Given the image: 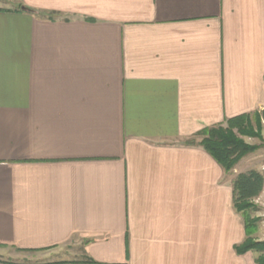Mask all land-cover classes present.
<instances>
[{
	"label": "crops",
	"instance_id": "0c3cea01",
	"mask_svg": "<svg viewBox=\"0 0 264 264\" xmlns=\"http://www.w3.org/2000/svg\"><path fill=\"white\" fill-rule=\"evenodd\" d=\"M263 111L264 0H0V264H257L197 144Z\"/></svg>",
	"mask_w": 264,
	"mask_h": 264
},
{
	"label": "trees",
	"instance_id": "16d2710c",
	"mask_svg": "<svg viewBox=\"0 0 264 264\" xmlns=\"http://www.w3.org/2000/svg\"><path fill=\"white\" fill-rule=\"evenodd\" d=\"M23 10L27 11L28 9L23 8ZM260 116L264 119V111ZM247 117L248 114L233 117L227 121V127L219 125L206 128L198 134L202 140L197 145L209 153L226 173H230L243 157L257 149L239 137L247 133L248 126L244 120ZM234 130H237L238 134H235ZM195 144V142H189V145ZM263 188L264 175L262 173L250 170L237 175L233 180V202L237 212L244 215L246 210L251 208V200L259 197ZM250 229L251 224L247 220L246 232L248 237L241 245L236 246L235 249L238 254L260 251L258 250L260 244L249 236ZM257 264H264V258L258 257Z\"/></svg>",
	"mask_w": 264,
	"mask_h": 264
},
{
	"label": "rangeland",
	"instance_id": "374dc122",
	"mask_svg": "<svg viewBox=\"0 0 264 264\" xmlns=\"http://www.w3.org/2000/svg\"><path fill=\"white\" fill-rule=\"evenodd\" d=\"M262 112H253L248 114V117L245 118L244 120H246L245 122L247 123V133L243 134L242 136H239L241 140H243L245 143H247L248 145H252L255 148H257L254 152L252 153H256L259 149L264 150V119L261 118L260 114ZM223 125V127H227V122L225 124H220ZM219 126V125H217ZM215 127V126H213ZM250 127V128H249ZM211 128V127H210ZM235 134L237 133V130H234ZM202 140V137H200ZM192 142H196L195 139L191 140ZM252 153H249L248 155H246L245 157H243L240 162L235 166V168L230 172L227 173V176H231V175H239L240 173L243 172H247L250 170H254V169H249L247 168V166L249 164L244 163L245 162V158L248 157L249 155H251ZM263 157V156H262ZM260 157V158H262ZM244 160V161H243ZM244 163V164H243ZM243 164V167L242 165ZM241 171L238 172V169ZM238 172V173H235ZM259 172V171H258ZM264 175V173H263ZM234 176V178L236 177ZM234 180V179H233ZM241 215L243 216V219H247L249 221V223L251 224V229L249 232V236L252 240L258 242V244H260V247L258 248V250L260 251H256L259 253V257L261 256V258H264V188L262 193L259 195V197L251 200V208L246 210V212L241 213ZM247 220H245V224L247 222ZM247 231V230H246ZM74 248H70V250H65L63 253L59 254V255H52V258L55 257H62V258H67V257H71L74 254L71 253V251ZM18 253H20L18 251ZM12 255H15L14 253H11ZM26 255L24 254H19V259L21 262H24L26 257H24ZM78 256V255H76Z\"/></svg>",
	"mask_w": 264,
	"mask_h": 264
}]
</instances>
